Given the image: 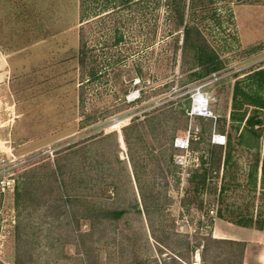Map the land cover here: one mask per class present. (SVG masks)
<instances>
[{
	"label": "rangeland",
	"instance_id": "rangeland-1",
	"mask_svg": "<svg viewBox=\"0 0 264 264\" xmlns=\"http://www.w3.org/2000/svg\"><path fill=\"white\" fill-rule=\"evenodd\" d=\"M167 2L121 10L115 37L89 14L87 82L79 0H0V264H239L219 228L264 232V0H185L223 63L204 75ZM199 85L210 116L189 114Z\"/></svg>",
	"mask_w": 264,
	"mask_h": 264
},
{
	"label": "trees",
	"instance_id": "trees-1",
	"mask_svg": "<svg viewBox=\"0 0 264 264\" xmlns=\"http://www.w3.org/2000/svg\"><path fill=\"white\" fill-rule=\"evenodd\" d=\"M146 0H79L78 8H79V47H78V62L81 67L82 75H85L84 80L87 82L94 79L97 74V70L91 68L88 72L85 71L86 67V58L88 57L89 49L86 48V40H85V31L84 24H86L88 20L89 14L92 17H96L97 21L109 19L112 21V25L110 27V35L111 37H115L118 33L121 20H117L119 17V13L121 10L129 7V5H138ZM174 6L169 5L171 1L168 0L167 4L170 12H173L172 15L176 17L177 25L183 26L182 31V50L183 52H191L194 64L197 66H201L204 74H210L212 72H216L223 67L222 61L219 59L217 53L214 49L209 45L206 39L202 36L200 30L195 25H187L184 24V8H185V0L172 1ZM82 100V95L80 96ZM125 130V129H124ZM123 130V138L127 143L126 134ZM174 139V138H173ZM175 150V149H174ZM220 159H218L219 162ZM206 162V161H205ZM132 166V164H131ZM134 172V171H133ZM134 176L136 177V173L134 172ZM191 179H197L195 183V188L204 186L205 182V173L202 175L194 174ZM125 213L124 209H115L109 210L106 212L105 217L110 219H119ZM260 229V228H259ZM218 240V239H217ZM225 242L239 244L237 241L233 240H224ZM244 246L242 247L241 252H243ZM241 264V262L239 263Z\"/></svg>",
	"mask_w": 264,
	"mask_h": 264
},
{
	"label": "built area",
	"instance_id": "built-area-1",
	"mask_svg": "<svg viewBox=\"0 0 264 264\" xmlns=\"http://www.w3.org/2000/svg\"><path fill=\"white\" fill-rule=\"evenodd\" d=\"M203 85H199L193 89L191 94V106L189 110L190 115L194 116H210L209 103L210 96L207 92L202 90ZM210 114V115H208ZM212 142L222 145L225 143L224 135L213 134ZM189 146V134L176 136L173 139V147L178 151H186ZM15 159L0 156V194H5L12 191L15 187L16 177L11 169L15 166ZM175 161L178 164H183L186 159L183 155L175 156Z\"/></svg>",
	"mask_w": 264,
	"mask_h": 264
},
{
	"label": "crops",
	"instance_id": "crops-1",
	"mask_svg": "<svg viewBox=\"0 0 264 264\" xmlns=\"http://www.w3.org/2000/svg\"><path fill=\"white\" fill-rule=\"evenodd\" d=\"M219 230H223V234L216 237L244 243L241 264H264L263 231L237 225H231L230 229L224 227Z\"/></svg>",
	"mask_w": 264,
	"mask_h": 264
}]
</instances>
